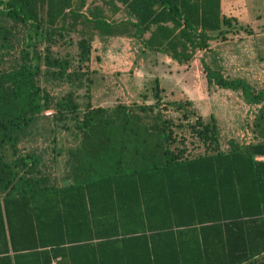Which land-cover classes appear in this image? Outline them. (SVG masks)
Returning a JSON list of instances; mask_svg holds the SVG:
<instances>
[{"label":"trees","instance_id":"obj_1","mask_svg":"<svg viewBox=\"0 0 264 264\" xmlns=\"http://www.w3.org/2000/svg\"><path fill=\"white\" fill-rule=\"evenodd\" d=\"M41 1L0 0V6L9 7L11 15L20 16L18 11L21 10L24 19H36V7ZM119 1L129 5L131 19L128 22H109L94 6L88 9V14L72 9L66 16L68 24L92 35H134L147 49L168 53L180 62L192 60L198 50L210 46L211 40L225 38L228 28L233 26V19L222 14L221 0ZM86 2L81 0L82 6ZM65 3L68 8L72 0ZM30 6L34 8L33 15ZM81 59L85 61L86 56ZM47 61L50 67H57L49 74L51 77L70 80L76 73L67 72L71 65L67 59L61 61L49 55ZM204 65L210 87L241 91L249 104L262 106L264 90H256L245 79L225 77L206 62ZM154 91V103L118 104L115 108L90 105L80 115V106L72 96L56 100L50 96L51 92L41 88L37 70L30 64L1 73L0 160L5 158L6 146L19 150V140L30 128L36 127L44 109L55 107L54 135L78 141L70 144L73 146L69 151L79 156L77 168L89 173L86 181L74 176L60 186L51 183L48 177L35 174L33 168L28 169L32 176H27L25 157H20L17 166L22 168L23 174L21 170L2 173L0 191L6 193L4 199L14 200L18 209L23 206V210L24 204L31 200L34 204L42 200L82 199L87 202L93 197V188L111 184L116 202L127 203L129 199L132 204L116 208L122 229L128 228L129 214L135 215L136 223H140L133 229L136 234L119 241L123 246L162 252L154 253L151 264L263 262L264 159L259 157H264V141L242 145L231 141V147L225 150L221 146L216 117L212 115L209 122L204 124V118H199L192 127L194 141L198 149L203 146L202 151L190 149L188 138L174 133L171 122L161 120L162 114H148L162 103L159 86ZM259 117L257 123L263 124L264 114ZM72 119L75 124H69ZM75 169L71 165L70 171ZM7 176L11 177V184L5 183ZM31 210L29 219L32 217L34 238L25 242L22 236L29 227L26 228L21 217L18 238L11 235L13 246L18 250L48 244L57 248L58 239L42 236V222L46 227L49 223V219L42 218V206L34 205ZM55 218L54 214L52 219ZM50 229L55 233L58 222L51 223ZM54 255H58L57 250Z\"/></svg>","mask_w":264,"mask_h":264},{"label":"crops","instance_id":"obj_2","mask_svg":"<svg viewBox=\"0 0 264 264\" xmlns=\"http://www.w3.org/2000/svg\"><path fill=\"white\" fill-rule=\"evenodd\" d=\"M94 6L107 16L109 22L116 20L123 23L131 19L128 3L119 0L114 2L87 0L84 6L81 0H72L68 8L65 0H42L36 7L37 12L30 6V14L33 15L35 12L38 15L36 19L33 17L24 19L21 10L18 11L20 16L11 15L9 13L11 9L5 4L1 5L0 74L25 63L33 67L34 56L38 58V65L42 68L49 55L60 59L61 56L56 57L50 52V43L52 44L54 39L55 43L60 44V40L64 39L67 14H70L72 9L88 14V9ZM221 9L224 16L233 19L232 28H228L226 37L216 41L215 45L212 43L217 39L211 40L207 49L198 50L190 61L180 62L168 53L147 49L143 41L134 35L97 34L96 37L100 41L99 49L91 53L88 59L91 71L96 76L92 78L93 87L89 98L91 103H95L92 104L93 107L115 108L118 104L131 106L154 103V90L158 86L162 97L168 95L171 96V100L179 101L181 96H186L193 106L195 104L198 107L205 101L206 92L212 88L204 65L207 62L206 55L218 45H221L218 50L221 51L220 56L225 60L218 63L217 69L225 77L242 78L250 82L256 90H264V0H221ZM148 36L149 34L146 35ZM38 40L41 43L39 51L34 48V43ZM44 68L46 72L54 70L50 65H45ZM47 75L49 77V74ZM252 79L260 82L261 86L253 84L250 81ZM236 92L242 95L241 91ZM94 94L97 100H92ZM249 105L254 111L259 107ZM212 115L216 117V113L212 112ZM201 116L205 117L204 114ZM234 119L231 122L223 120V125L234 123ZM33 129L34 127L30 128L29 133L19 140L17 145L19 150L14 151L11 145L6 146L5 158L3 161L0 160V190L3 188L2 173L22 169L17 166L20 157H25L26 175L29 177L32 174L28 169L33 168L35 174L48 177L51 183L60 186H63L69 177L75 176L76 179L84 181L88 179V170L80 171L77 168L79 156L69 151L73 146L70 144L78 141L71 137L53 135L38 148L39 150H34L33 146L30 148L23 146L31 137ZM241 135L240 139L237 136H230L224 146L225 150L231 147V141L241 145L264 141L261 135L259 139L255 137L247 139L244 134ZM187 145L189 146L188 140ZM202 147L197 150L202 151ZM84 152L87 153L88 148L84 149ZM71 165L73 168L76 167L73 172L70 171ZM90 167L88 164V168ZM23 172L21 170V174ZM7 181L11 184V177L7 176L5 183ZM112 189L111 184L96 186L92 190L94 191L92 199H87V202L82 199L57 202L42 200L34 204L31 200L24 204V210L21 209L23 206L18 209L14 200L4 199L6 193L0 191V264H151L154 253L162 252H154L152 248L123 246V242L119 241L136 234L133 229L140 223H136L135 215L129 214L128 228L122 229V225L117 221L120 213L116 208L118 206L125 208L127 205L130 207L132 204L129 199L127 203L123 200L120 203L116 202L111 193ZM34 205L42 206V218L46 221L49 219L48 227L42 222V236L58 239L57 248L48 244L46 247L36 249L26 247L18 250L13 246L11 235L18 238V220H21V217H24L26 228L29 227L22 236L25 242L34 238L30 222L32 217L29 219V213ZM54 214L55 220L52 219ZM54 221L58 222L55 233L50 229ZM55 250L58 251L56 256Z\"/></svg>","mask_w":264,"mask_h":264},{"label":"rangeland","instance_id":"obj_3","mask_svg":"<svg viewBox=\"0 0 264 264\" xmlns=\"http://www.w3.org/2000/svg\"><path fill=\"white\" fill-rule=\"evenodd\" d=\"M64 39L60 40V44L55 43L54 39L52 44L50 43V52L56 55L61 56L60 60L64 61L65 59L70 61V67L67 68L68 73H81L82 75H78L74 73L72 79H61L56 77H51L47 74H52L53 70L50 72H46L44 68L45 65H49L47 61H44L43 68L41 66L38 67V58L34 56L33 68L37 70V80L38 84L41 88L46 91H51L53 96L56 98H65L66 96H72L74 102L80 106L78 112L80 115H83V111L88 107L92 106L93 103L89 101L91 97V87L93 83V71H91L90 60L87 59L88 53L89 58L91 57V53L96 52L99 49V38H97V34L92 35L91 33L83 32L79 29L71 28L67 21V29L65 30ZM221 38L215 40L212 44L215 45L216 41L218 42ZM62 42V44H61ZM39 40L35 41L34 48L39 51ZM221 45L216 46L214 49L208 51L207 64L211 67L218 68V63L223 62L225 59H222L220 49ZM226 48V47H225ZM81 54L86 56V60L83 61L81 58ZM93 55V54H92ZM64 57V60H62ZM55 67L54 70H56ZM80 70V71H79ZM76 76V77H75ZM257 87L261 86L260 82H255L253 79L250 80ZM195 97V96H194ZM97 100V97L92 96V100ZM180 100L175 103L171 100V96H163L162 103H160L159 107L152 109L153 111H149L148 114L150 116H157L158 113L162 114L161 120L170 121V128L174 133H177L181 136V138H188L189 148L193 150H197V142L193 140V129L195 124L199 121V118H203L201 114L205 115L204 121L209 122L211 120V113H216V123L218 124V132L220 135L221 146H225L227 140L230 136H237V138H241V134H244L245 138H257L262 136L264 139V125L262 123H257L258 118H260V114H264V102L261 103V107H257V110L254 111L253 108H250L249 102L245 100V97L239 94L236 91L217 88L213 86L210 91L204 96V102L200 103L199 106H193L192 102L186 97L181 96ZM55 102V100H54ZM53 102V103H54ZM95 104V103H94ZM94 108V107H93ZM96 108V107H95ZM204 108V109H203ZM54 113H56L55 107H49L44 109L39 117L38 124L33 129L31 133V137L27 142L23 143V146L30 148H34V150H39L42 145L48 141L47 139L52 138L54 135L53 127H54ZM73 118V117H72ZM235 118V119H234ZM74 119V118H73ZM69 120V124H75L74 120ZM234 119V123L223 125L224 122L230 121ZM160 120V121H161ZM264 122V121H263ZM214 123V121H213ZM203 149V148H202ZM225 149V147H224ZM259 264H264L260 262Z\"/></svg>","mask_w":264,"mask_h":264}]
</instances>
